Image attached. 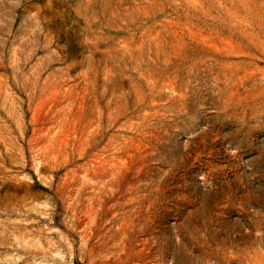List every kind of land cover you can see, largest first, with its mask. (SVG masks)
Segmentation results:
<instances>
[{"label": "rangeland", "instance_id": "rangeland-1", "mask_svg": "<svg viewBox=\"0 0 264 264\" xmlns=\"http://www.w3.org/2000/svg\"><path fill=\"white\" fill-rule=\"evenodd\" d=\"M0 264H264V0H0Z\"/></svg>", "mask_w": 264, "mask_h": 264}]
</instances>
